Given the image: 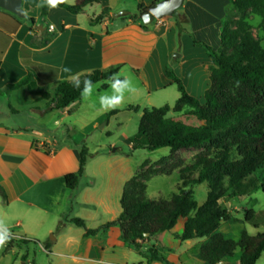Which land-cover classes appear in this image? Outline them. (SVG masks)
<instances>
[{
  "label": "crops",
  "instance_id": "obj_1",
  "mask_svg": "<svg viewBox=\"0 0 264 264\" xmlns=\"http://www.w3.org/2000/svg\"><path fill=\"white\" fill-rule=\"evenodd\" d=\"M154 1L99 0L79 14L57 6L48 8L42 19L37 5L43 0H22V11L34 19V24L0 8V220L11 235L5 244L8 252L14 253L17 241L23 240L40 245L49 254V264H147L121 240L118 226L84 236L86 229H97L119 215L124 184L137 171L132 168L130 155L96 148L90 152L82 137L72 135L78 122L73 111L86 105L84 99L80 97L64 109L43 112L46 100L41 94L46 87L53 91L72 74L120 65L118 74L126 69L138 81L136 92L127 95L134 99L144 91L148 96L174 84L164 73L167 64L187 93L201 99L209 83L211 61L201 48L193 46L187 33L218 49L222 22L233 12L231 4L229 0H184L173 16L154 19L144 28L138 6L148 9ZM105 8L107 14L95 21ZM121 11L128 14L111 16ZM176 17L187 19L186 32L178 31ZM22 46L29 50L36 69L22 63ZM43 67L57 69V75H45ZM64 67L71 73L62 71ZM30 70L32 79L27 85L3 91ZM133 103L135 100L126 109L139 107ZM190 120V125L201 124L194 117ZM56 121L61 122L59 126ZM82 143L89 156L77 184L68 188L64 178L78 170ZM73 218L81 219L84 228L69 222ZM60 221L63 225L58 230ZM184 221L179 218L156 240L143 241L142 248L154 246L170 262L186 264L182 259L206 238L178 239Z\"/></svg>",
  "mask_w": 264,
  "mask_h": 264
},
{
  "label": "trees",
  "instance_id": "obj_2",
  "mask_svg": "<svg viewBox=\"0 0 264 264\" xmlns=\"http://www.w3.org/2000/svg\"><path fill=\"white\" fill-rule=\"evenodd\" d=\"M99 0H77L75 4H59L72 14H79L84 7ZM159 0H155L157 2ZM233 12L238 16L235 27L230 28L228 15L222 22L220 46L214 50L202 41H197L190 34L194 47L201 48L211 61L209 83L201 99L187 93L181 80L171 68L164 65V73L177 88L179 97L172 107L143 108L137 132L127 139L130 149L126 155L137 149L154 151L168 147L169 155L150 164L143 162L136 173L124 184L119 215L97 229H86L84 236L94 235L98 230L106 231L118 226L121 240L131 246L149 264L156 261L161 264L170 262L154 246L142 248L143 241L156 240L164 232L171 230L179 218L185 219L183 231L177 236L181 241L192 238H206L196 249L197 258L203 264H255L264 251V231L255 235L242 232L237 240L226 238L216 232L221 222L232 219L227 203L243 200L257 190L264 192V176L259 172L264 169V47L261 38L251 32L248 15L261 18L264 26V0H229ZM47 6L40 8V18H44ZM139 12L147 10L138 6ZM108 9L95 18L101 20ZM136 19V15L132 16ZM23 20L34 24V19ZM187 19L176 17L179 32H186ZM146 28V25L142 24ZM22 63L36 69L37 64L29 58V50L20 48ZM45 75L56 76L57 69L43 67ZM120 65L104 69H93L81 74L101 83L105 89L109 77L117 75ZM32 79L31 70L19 81L7 85L3 91L19 89ZM121 79V78H120ZM80 92L72 87L69 80L57 83L51 93L43 92L46 100L45 111L68 107L80 98ZM128 110L138 111V106H128ZM117 110L108 115L115 114ZM170 114L194 117L201 124L193 126L174 119ZM181 149H195L197 153L192 162L183 165L176 159ZM89 156L87 147L82 143L76 173L65 175L68 188H73L83 174ZM178 170L180 184L169 199H150L146 194V183L155 175H170ZM205 183L206 200L198 205L193 197V187ZM2 201L5 202L4 197ZM245 222L255 227L261 219L251 208H243ZM69 222L84 228L81 219L73 218ZM63 222L57 225L59 230ZM28 243L23 240L18 244ZM238 249L239 257L233 252Z\"/></svg>",
  "mask_w": 264,
  "mask_h": 264
},
{
  "label": "rangeland",
  "instance_id": "obj_3",
  "mask_svg": "<svg viewBox=\"0 0 264 264\" xmlns=\"http://www.w3.org/2000/svg\"><path fill=\"white\" fill-rule=\"evenodd\" d=\"M178 11V10H177ZM237 14L232 12L228 15L230 21V28L235 27L237 21ZM248 23L251 25V32L256 38H261V47H264V26H260L261 18L255 15H248ZM119 78H128L132 81L133 85H138V81L128 75L126 69H123L119 74ZM101 83L96 84V89L92 94V97L88 100H83L86 105H82L73 111V114H77L74 118L78 119L75 122L72 129V135L74 137H82L84 143L91 152L93 149L102 151H114L117 153L128 152L130 147L127 139L133 136L137 132L139 119L141 116V110L143 108H160L165 105L172 107L177 100L179 93L176 85L172 84L170 87L152 92L150 95L145 96V92L134 96V99L130 95L125 94L124 103L118 108L115 114L108 115L111 111L96 110L99 105V96L105 93L111 94V88L108 83V88H99ZM100 89L98 93L96 90ZM45 92H52V87H46ZM145 97H149L150 103L146 102ZM135 100V105H139L140 110L135 112L127 110L126 106ZM174 119L192 124L191 116L170 114ZM72 120V118H70ZM69 121V119L67 120ZM170 149L168 147L160 148L154 151H148L146 149H137L130 154V163L132 168L136 170L139 166L147 161L153 164L159 161L161 158L169 155ZM197 153L195 149H181L176 153V159L182 161L183 165H187L192 162L193 156ZM260 176H264V169L259 172ZM179 184V174L177 170H174L170 175H155L150 177L146 185V194L150 199H169L173 193L177 191ZM207 186L205 183L196 185L193 187V197L198 205H202L206 200ZM227 207L230 210L232 219L227 222H221L216 232L223 234L226 238L231 240H237L242 232H246L248 235H255L258 232L264 231V192L257 190L249 197L243 200H233L231 203H227ZM243 208H251L261 219V223L258 226H254L243 220L244 212ZM57 228V227H56ZM57 230V229H56ZM55 230V231H56ZM52 236H54L52 234ZM48 238H51L48 235ZM14 253H10L6 250L5 245L0 247V264H49V254L43 250V248L36 243L18 244L15 247ZM196 250L192 251L190 255H187L182 259L186 264H200L201 261L194 257L193 254ZM234 257L238 258L240 251L236 249ZM255 264H264V251Z\"/></svg>",
  "mask_w": 264,
  "mask_h": 264
},
{
  "label": "clouds",
  "instance_id": "obj_4",
  "mask_svg": "<svg viewBox=\"0 0 264 264\" xmlns=\"http://www.w3.org/2000/svg\"><path fill=\"white\" fill-rule=\"evenodd\" d=\"M65 0H43L37 7L47 6L49 8H55L59 4L64 3ZM62 71L71 73V69L68 67L62 68ZM69 81L75 90L80 92L82 99L88 100L92 97L93 92L96 89V85L92 79L85 76L81 79L80 74H72L69 77ZM109 85L111 88V94H103L99 96L100 110L109 111L118 108L124 103L126 93H135L136 88L132 81L128 78L120 79L118 75L109 77ZM60 121H56V125H60ZM0 247H3L8 240L11 239L10 232L5 226L3 220H0Z\"/></svg>",
  "mask_w": 264,
  "mask_h": 264
},
{
  "label": "water",
  "instance_id": "obj_5",
  "mask_svg": "<svg viewBox=\"0 0 264 264\" xmlns=\"http://www.w3.org/2000/svg\"><path fill=\"white\" fill-rule=\"evenodd\" d=\"M184 0H159L151 4L146 11L141 13L140 18L144 25L151 24L154 19L173 16L182 6ZM22 0H0V8L4 9L18 18H24L25 15L21 8ZM126 11L111 14L112 17L126 16Z\"/></svg>",
  "mask_w": 264,
  "mask_h": 264
},
{
  "label": "built area",
  "instance_id": "obj_6",
  "mask_svg": "<svg viewBox=\"0 0 264 264\" xmlns=\"http://www.w3.org/2000/svg\"><path fill=\"white\" fill-rule=\"evenodd\" d=\"M49 29H50V30H52V29H53V27H52V26H50V27H49Z\"/></svg>",
  "mask_w": 264,
  "mask_h": 264
}]
</instances>
